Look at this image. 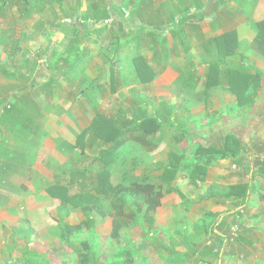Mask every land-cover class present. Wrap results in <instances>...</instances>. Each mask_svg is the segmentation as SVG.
<instances>
[{"label":"rangeland","instance_id":"1","mask_svg":"<svg viewBox=\"0 0 264 264\" xmlns=\"http://www.w3.org/2000/svg\"><path fill=\"white\" fill-rule=\"evenodd\" d=\"M205 1L26 0L24 9L22 2L9 5L0 0V106L7 101L13 105L9 120L1 119L3 110L0 113V264H25L29 251L37 252L38 264H79L78 253L86 240L91 242L92 264H151L143 212L117 237L109 231L118 209L135 211L134 197L125 193L98 196L107 214L93 212L91 229L67 238L61 235L62 218L71 224L84 220L81 207L74 203L92 202L98 173L106 170L104 179L111 185L147 181L161 184L167 194L176 193L171 188L178 190L183 184L168 183L162 175L169 153H183L185 162L206 160V153L195 156L198 146H217L226 129L238 130L244 154L257 153L253 160L242 157L236 162L246 165L244 160L264 157V135L247 130L249 124L253 128L264 124V106L239 107L227 97L223 84L205 88L206 64L218 60L214 38L206 36L222 26L233 30V19L249 9L251 0H219L232 12L227 14L228 8L219 5L218 10L223 7L225 12L221 14H227L221 26L197 15ZM103 13L108 18L96 22ZM74 22L90 29L84 32ZM255 23L247 22L254 31ZM202 25L208 33H203ZM115 50L118 59L111 67ZM77 56L81 59L72 71L59 75ZM136 58L153 68V79L139 80ZM236 59L231 55L220 68H235ZM15 100L23 110L22 120H31L27 130ZM152 113L161 117L160 125L153 124L146 134L152 149L129 141L109 165L98 159L102 143L95 128L100 116L120 124ZM14 159H22L24 167H9L7 162ZM85 168L89 175L73 182L70 173ZM179 176L184 181L187 172ZM56 189L67 196L65 208L59 209L62 201L54 194ZM186 199L183 196L188 204ZM241 218L232 222L239 231ZM19 219L30 222L35 231L31 239L17 232ZM161 224L166 223L154 219L150 229Z\"/></svg>","mask_w":264,"mask_h":264},{"label":"crops","instance_id":"2","mask_svg":"<svg viewBox=\"0 0 264 264\" xmlns=\"http://www.w3.org/2000/svg\"><path fill=\"white\" fill-rule=\"evenodd\" d=\"M205 2L207 3L201 6L197 15L199 14L200 18L208 16L207 20H209V24L212 23L211 25L221 26L226 15L232 13L229 10L231 7H225L223 2L219 0H207ZM211 4L216 5L214 9H212ZM221 4L226 9L228 8L227 14H221L225 13L223 7L220 11L218 10ZM245 13H240V17L237 16V19H233V24L230 25L236 32L238 42L237 48L232 54L237 56L235 61L237 63H234L236 67L220 68L217 86L224 85L227 97L237 103L236 97L228 87L227 70L248 74L250 77L249 90L254 91V94L252 93L254 103L250 106L253 108L260 105L264 106V55L251 49V44L256 37V29L255 31L250 29L247 22L250 20V22L257 23L264 20V0H251L249 9ZM217 19L220 20V23H214ZM193 25L195 26V24ZM201 27L203 33H208L205 26L202 25ZM216 29L213 35L206 36L207 40L232 30L223 28V26ZM226 59L225 61H227ZM221 78L223 79L221 80ZM253 117L255 121L256 119L259 120V118ZM263 125H254L256 128H253L249 124L247 130H250L252 135H255L256 132L257 136L263 137ZM228 134L237 138L240 137L238 130L226 129L220 134L221 137L217 146L220 145L222 138ZM262 140L264 145V138ZM252 151L255 153V150ZM249 153L244 154L240 147V154L235 159L218 157L212 160L203 181L197 182L198 188L190 183L188 177L180 182V173L174 178L172 183L183 184L182 187L176 193L167 194L164 192L160 206L154 215V219L164 221L166 224L154 226L153 229L156 228L155 230L150 229V227H143L145 236H148V232L151 230L147 238L150 245L148 242L145 244L149 249V256L152 257L151 264H264V173L259 170V162L264 157L257 159L256 162L248 161L249 163L243 159L246 165L236 162L238 158L242 157L253 160L254 157L251 156L254 153L250 155ZM18 160H9L7 164L12 161L13 164L9 166L12 168V166L17 165ZM18 166L24 167V161L22 165ZM244 166H248V168ZM238 183L250 184L248 197L243 199L208 196L209 190L222 193L226 191L225 188L228 186ZM182 195L184 197L186 195L188 204L184 203ZM235 217H242V223H244L240 224L239 239L234 240V242L230 241L229 237ZM111 221L112 219L109 221V231L112 229ZM159 237L163 239V243L158 242ZM139 241H143L141 236ZM151 245H154L158 250L155 251L153 247H150ZM150 251L154 252L153 255Z\"/></svg>","mask_w":264,"mask_h":264},{"label":"trees","instance_id":"3","mask_svg":"<svg viewBox=\"0 0 264 264\" xmlns=\"http://www.w3.org/2000/svg\"><path fill=\"white\" fill-rule=\"evenodd\" d=\"M4 3H8L9 5L14 4L15 2L19 1L22 2L25 6L24 9H27L28 3L26 0H2ZM108 18L107 13H103L97 17L96 22H103L105 19ZM184 18V17H183ZM181 18V19H183ZM186 21H183V24ZM75 24L80 25V29L84 32H88L90 29L89 26H86L84 23L81 22H74ZM93 27V26H92ZM256 28V37L254 38L251 49L255 52L264 55V20L258 21L255 24ZM96 31L100 32L101 28L95 29ZM117 37H120V33H116ZM122 37L119 39V44ZM126 41L131 40L130 38L125 39ZM124 40V41H125ZM123 43L125 44V42ZM215 48L218 53V60L215 62L208 63V72L205 82V88L210 89L215 87L219 83V72L220 66L225 64V59L230 55L234 54L235 49L237 48V36L236 32L233 30L227 31L217 37L214 38ZM122 46V44H120ZM81 57L77 56L74 58L72 62L66 66L65 70L60 71L59 75L64 76L68 75L76 62L80 61ZM118 56L115 53L109 65L112 67L116 64ZM134 64L136 68V75L141 82H147L153 79L155 72L148 63L143 60L136 58L134 59ZM1 65V63H0ZM227 78H228V87L232 94L237 99V105L239 107H250L254 103L253 94L254 91L249 90V79L250 77L248 74L240 73L239 71L235 70H227ZM35 84H32L34 87ZM46 86V85H45ZM253 93V94H252ZM15 106L18 110L19 119L22 120L21 114L23 110L19 109V103L15 100ZM164 103H162V106ZM12 104L10 102H6L5 106L2 107V116L1 119L9 120L13 115L10 113L12 110ZM160 118L155 114H151L149 116H134L129 122H123L117 124L116 122L113 123L111 120H108L102 116H100L101 123L98 127L95 128V136L101 141L102 146L100 148V154L98 159L101 161H105L106 165L111 163L113 158L117 157V152L129 141H135L139 143L142 147L152 149L153 145L147 139V132L151 130L153 124L158 127L160 125ZM1 121V120H0ZM31 120H22L23 128L29 126ZM34 132V131H32ZM146 132V133H144ZM83 136V133L81 134ZM81 136L79 139L80 143ZM77 140V139H76ZM240 141L231 134L225 135L223 141L220 145L215 146L211 144H200L195 151V156L198 157L199 155L206 153L207 159L206 160H194L193 162H185L184 155L178 152H171L168 155V164L162 168L163 174L166 177V182L170 183L171 181L176 178L177 173L180 172H187V177L192 184H197L198 181H203L204 177L207 173V168L212 162V159L215 155H220L222 158H232L235 159L240 154ZM1 144V142H0ZM200 148V149H199ZM23 160L20 159L17 161V165H22ZM13 164L12 161L9 162V166ZM2 168V167H1ZM89 169L85 168L83 170H77L70 174L72 181H77L78 178L82 179L89 175ZM259 170L260 172L264 173V158L261 162H259ZM107 171L100 172L96 175V183L92 184V195L91 199L92 202L90 203H74L76 206H80L83 212L84 220L79 223L71 224L67 217L62 218V227H61V235L65 238L70 237L73 234L81 233L85 230H89L92 228L93 224V212H96L101 217H104L107 212L101 209V205L98 203L100 198L98 196H105L109 193L120 194L125 193L134 197V205L135 211L124 212L122 209H118L116 213L112 217L111 225V235L117 237L119 235V231L122 228L128 226V224L135 220L136 214L143 212L145 220L149 227L152 226L154 221V215L160 206V200L163 197V188L162 185H156L152 182H138L132 181L127 186H118V185H111L108 183L107 179ZM85 187L88 184H84ZM55 189V188H54ZM173 191H178L176 188H171ZM225 192H217L214 190H209L208 196L209 197H217V198H246L249 195L250 184L249 183H238L235 185H230L225 188ZM54 192V194L61 199V204L59 209L65 208L66 202V195L63 192ZM17 232L24 234L23 236L27 240L31 239V235L35 233L32 226H30V222L25 219H19L17 223ZM150 235V231L148 232ZM27 247V246H26ZM25 247V252L27 253V248ZM82 252L78 253L79 257V264H92L93 255L91 253V242L86 240L81 244ZM37 252L29 251V257H26L24 261H27L25 264H38L35 260V256ZM96 264V263H95Z\"/></svg>","mask_w":264,"mask_h":264},{"label":"built area","instance_id":"4","mask_svg":"<svg viewBox=\"0 0 264 264\" xmlns=\"http://www.w3.org/2000/svg\"><path fill=\"white\" fill-rule=\"evenodd\" d=\"M239 230V226L234 223L230 231V241H234L239 236Z\"/></svg>","mask_w":264,"mask_h":264},{"label":"water","instance_id":"5","mask_svg":"<svg viewBox=\"0 0 264 264\" xmlns=\"http://www.w3.org/2000/svg\"><path fill=\"white\" fill-rule=\"evenodd\" d=\"M2 107L0 106V113H1Z\"/></svg>","mask_w":264,"mask_h":264}]
</instances>
